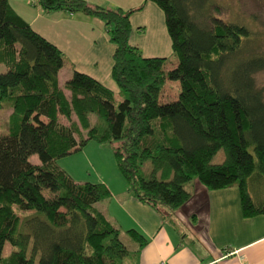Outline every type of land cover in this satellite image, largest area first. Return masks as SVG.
I'll return each mask as SVG.
<instances>
[{
    "label": "trees",
    "instance_id": "16d2710c",
    "mask_svg": "<svg viewBox=\"0 0 264 264\" xmlns=\"http://www.w3.org/2000/svg\"><path fill=\"white\" fill-rule=\"evenodd\" d=\"M145 1L164 14L170 58H145L129 44L130 16L142 6L37 0L45 12L104 23L115 47L114 94L76 71L60 86L64 54L0 0V110H11L0 134V264H124L120 231L95 206L109 199L107 187L77 182L56 165L90 142L112 149L128 192L151 208L178 210L196 181L209 190L237 186L242 216L264 215V96L253 78L264 56H243L250 35L242 26L199 25L205 12L192 0Z\"/></svg>",
    "mask_w": 264,
    "mask_h": 264
},
{
    "label": "crops",
    "instance_id": "0c3cea01",
    "mask_svg": "<svg viewBox=\"0 0 264 264\" xmlns=\"http://www.w3.org/2000/svg\"><path fill=\"white\" fill-rule=\"evenodd\" d=\"M84 1L91 6L123 11L142 6L130 16L129 44L137 47L145 58L171 57L165 17L154 3ZM9 4L34 32L66 57V64L58 73L60 86L76 71L118 93L111 79L115 47L109 42L103 22L81 13L45 12L37 0H9ZM63 69L66 73L62 75ZM91 144L95 145L91 142L85 148ZM104 175L105 178L98 176L96 183L104 184L111 195L97 203L96 208L120 231L121 241V236H128L129 230L136 231L145 240L143 246L132 238L128 246L122 241L129 252L124 264H238L240 258L249 264H264V215L242 216L237 186L209 190L192 182L186 185L191 194L189 201L178 210L168 212L133 198L114 169Z\"/></svg>",
    "mask_w": 264,
    "mask_h": 264
},
{
    "label": "rangeland",
    "instance_id": "374dc122",
    "mask_svg": "<svg viewBox=\"0 0 264 264\" xmlns=\"http://www.w3.org/2000/svg\"><path fill=\"white\" fill-rule=\"evenodd\" d=\"M192 2L197 14H201L203 10L205 12L203 18L196 17L199 25L211 28L215 20L221 24L242 26L247 29L250 35L249 40L243 43V56H264V0H192ZM191 15H194L193 10ZM5 70V67L0 65V73L5 72ZM65 73L66 69H63L62 75ZM253 78L264 96V70L256 73ZM177 89L176 83L168 86L165 90L166 100L173 99ZM10 113L11 110L8 107L0 110V134L5 133L3 124L7 121ZM91 145L77 154L57 160L56 165L77 182L96 183L99 180L98 176L105 178L104 173H108L112 169L121 176L117 170L112 149L108 146ZM222 158V154H219L215 161L219 162ZM29 162L39 164V159L33 155L29 158ZM146 168H150V166L146 165ZM130 238L129 235L125 236V234L121 236L122 241L127 243V246ZM11 250V246L5 244L3 256H8Z\"/></svg>",
    "mask_w": 264,
    "mask_h": 264
},
{
    "label": "built area",
    "instance_id": "2783aa9c",
    "mask_svg": "<svg viewBox=\"0 0 264 264\" xmlns=\"http://www.w3.org/2000/svg\"><path fill=\"white\" fill-rule=\"evenodd\" d=\"M238 264H249V263H247V262H246V261H244L242 258H240V260H239Z\"/></svg>",
    "mask_w": 264,
    "mask_h": 264
}]
</instances>
